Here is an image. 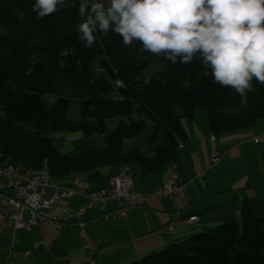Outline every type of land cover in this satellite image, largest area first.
<instances>
[{
  "label": "trees",
  "instance_id": "trees-1",
  "mask_svg": "<svg viewBox=\"0 0 264 264\" xmlns=\"http://www.w3.org/2000/svg\"><path fill=\"white\" fill-rule=\"evenodd\" d=\"M105 4L108 0H103ZM35 0H0V165L53 181L100 177L110 167L138 165L160 174L178 158L168 141H187L183 122L206 112L215 139L264 121V85L254 84L247 107L231 88L214 83L198 60L172 65L138 44L97 33L85 48L77 39L79 0L37 19ZM121 81V83H117ZM82 133L90 149L59 156L50 136ZM135 264H264V197L244 203L239 221L172 245Z\"/></svg>",
  "mask_w": 264,
  "mask_h": 264
},
{
  "label": "crops",
  "instance_id": "crops-1",
  "mask_svg": "<svg viewBox=\"0 0 264 264\" xmlns=\"http://www.w3.org/2000/svg\"><path fill=\"white\" fill-rule=\"evenodd\" d=\"M183 127L187 141L178 147V158L172 165L178 177L176 184L185 188L186 199L153 197L165 185L163 172L143 176L138 165L129 166L134 191L146 197V206L129 212L126 219L88 224L85 233L98 244L96 251L81 248L76 226L58 232L39 225L29 233H14L0 220V264H130L185 243L192 236L238 222L244 203L264 197V142L253 143L264 134V121L252 129L218 138L214 144L205 113L197 112L193 121L183 122ZM213 148L222 157L215 167L210 164ZM117 170L115 166L107 168L96 180L72 177L70 187L64 189L100 192L107 188L108 178L115 176ZM83 204L79 201L71 210H79ZM177 212L183 219L196 217L198 223L190 227L177 223L169 231ZM36 244H40L39 248L32 251ZM30 252L31 259L25 261L23 254Z\"/></svg>",
  "mask_w": 264,
  "mask_h": 264
},
{
  "label": "clouds",
  "instance_id": "clouds-1",
  "mask_svg": "<svg viewBox=\"0 0 264 264\" xmlns=\"http://www.w3.org/2000/svg\"><path fill=\"white\" fill-rule=\"evenodd\" d=\"M68 0H35L37 19ZM77 39L85 48L111 32L125 48L138 44L172 65L198 60L213 82L231 88L247 107L254 84L264 85V0H79ZM121 83V81H117Z\"/></svg>",
  "mask_w": 264,
  "mask_h": 264
},
{
  "label": "built area",
  "instance_id": "built-area-1",
  "mask_svg": "<svg viewBox=\"0 0 264 264\" xmlns=\"http://www.w3.org/2000/svg\"><path fill=\"white\" fill-rule=\"evenodd\" d=\"M211 141L214 144L216 139L212 137ZM263 142L264 134L253 140L255 145ZM221 158L213 148L211 166H217ZM163 175L165 185L155 191L153 197L159 200L186 199L185 188L176 184V168L173 165L167 166ZM79 181L80 179L75 180V184ZM79 201H84L83 206L79 210H71V206ZM145 206L146 197L135 193L127 166L118 167L117 174L108 178L105 190L88 194L83 190L59 188L51 179L46 167L32 172L20 167L0 165V220L5 221V225L14 233H29L38 225L50 226L58 232L76 226L79 229L81 248L92 253L97 250L98 244L87 237L85 228L88 224L126 219L129 212ZM177 223L190 227L197 224L198 219H183L177 212L168 230L172 231ZM39 246L40 244L34 245L32 251L37 250ZM22 257L28 261L32 252L25 253ZM89 264L95 262L90 261Z\"/></svg>",
  "mask_w": 264,
  "mask_h": 264
},
{
  "label": "rangeland",
  "instance_id": "rangeland-1",
  "mask_svg": "<svg viewBox=\"0 0 264 264\" xmlns=\"http://www.w3.org/2000/svg\"><path fill=\"white\" fill-rule=\"evenodd\" d=\"M203 113L206 114V112H203ZM260 122H262V121H260ZM49 138L53 142V146H54L56 153L61 157L75 158L79 155L84 154L85 152H87L90 149V142L82 133H72V134L71 133H62L59 135L50 136ZM130 167H138V166L132 165ZM71 181H72V177H68V178L56 180V181H54V183L59 188L64 189V188L70 187L69 186L70 184H68V183H71ZM63 183H67V184H63ZM25 219H27V217H25ZM197 236H199V235L192 236L191 238H194ZM185 243H187V241ZM179 245H181V244H179ZM142 259H144V257ZM142 259H140L139 261H141ZM139 261H136V262H139ZM136 262H132L130 264H135Z\"/></svg>",
  "mask_w": 264,
  "mask_h": 264
},
{
  "label": "water",
  "instance_id": "water-1",
  "mask_svg": "<svg viewBox=\"0 0 264 264\" xmlns=\"http://www.w3.org/2000/svg\"><path fill=\"white\" fill-rule=\"evenodd\" d=\"M166 137L169 141V143L175 148V149H178L179 145L178 143L169 135V134H166Z\"/></svg>",
  "mask_w": 264,
  "mask_h": 264
}]
</instances>
